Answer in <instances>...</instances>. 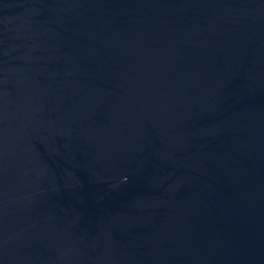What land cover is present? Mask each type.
Wrapping results in <instances>:
<instances>
[{
    "label": "water",
    "instance_id": "95a60500",
    "mask_svg": "<svg viewBox=\"0 0 264 264\" xmlns=\"http://www.w3.org/2000/svg\"><path fill=\"white\" fill-rule=\"evenodd\" d=\"M0 264H264V0H0Z\"/></svg>",
    "mask_w": 264,
    "mask_h": 264
}]
</instances>
